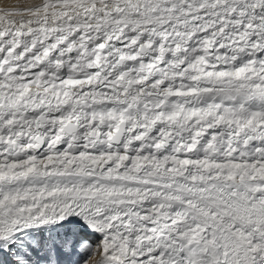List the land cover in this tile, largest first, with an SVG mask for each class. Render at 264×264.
<instances>
[{"label":"snow or ice","instance_id":"obj_1","mask_svg":"<svg viewBox=\"0 0 264 264\" xmlns=\"http://www.w3.org/2000/svg\"><path fill=\"white\" fill-rule=\"evenodd\" d=\"M0 264H264V0H3Z\"/></svg>","mask_w":264,"mask_h":264},{"label":"bare ground","instance_id":"obj_2","mask_svg":"<svg viewBox=\"0 0 264 264\" xmlns=\"http://www.w3.org/2000/svg\"><path fill=\"white\" fill-rule=\"evenodd\" d=\"M11 2L16 3V2H18V0H11ZM20 2H22V0H20ZM2 4H3V0H0V5H2Z\"/></svg>","mask_w":264,"mask_h":264}]
</instances>
